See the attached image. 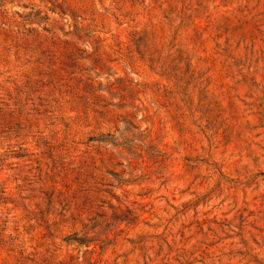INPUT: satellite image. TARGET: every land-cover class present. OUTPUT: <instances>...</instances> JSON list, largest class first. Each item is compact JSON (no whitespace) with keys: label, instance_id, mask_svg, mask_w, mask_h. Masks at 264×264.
Instances as JSON below:
<instances>
[{"label":"rangeland","instance_id":"1","mask_svg":"<svg viewBox=\"0 0 264 264\" xmlns=\"http://www.w3.org/2000/svg\"><path fill=\"white\" fill-rule=\"evenodd\" d=\"M0 183L38 264H264V0H0Z\"/></svg>","mask_w":264,"mask_h":264},{"label":"trees","instance_id":"2","mask_svg":"<svg viewBox=\"0 0 264 264\" xmlns=\"http://www.w3.org/2000/svg\"><path fill=\"white\" fill-rule=\"evenodd\" d=\"M97 128V124H95ZM90 141L99 143L101 135H97ZM64 150V152H63ZM68 151L61 148L51 159V166L40 181V183H58L54 181L56 177L64 171L74 172L77 168H68L66 160L68 159ZM86 169L87 166L80 167ZM97 170L90 166L87 170ZM83 174L80 173V176ZM20 185L13 186L12 183H0V256H3V264L14 261V264H38L39 249L44 239L60 238V234H47L39 240H36L34 232L43 229L52 232H65L67 225L66 219L52 220L45 216V212L49 209L52 201L44 203L46 209L39 207L37 204L29 205L26 198L22 196ZM54 190L51 196H54ZM31 209V207H33ZM53 208V207H52ZM50 208V209H52ZM37 210V211H36ZM39 212V213H38ZM86 235V234H83ZM66 238V236H62ZM96 239H83V243L79 246L85 247V251L90 255L95 253L98 245L92 244Z\"/></svg>","mask_w":264,"mask_h":264}]
</instances>
